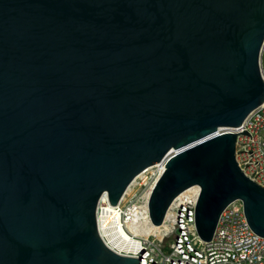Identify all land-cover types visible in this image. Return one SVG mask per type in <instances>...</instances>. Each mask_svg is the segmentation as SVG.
<instances>
[{
    "label": "water",
    "instance_id": "obj_1",
    "mask_svg": "<svg viewBox=\"0 0 264 264\" xmlns=\"http://www.w3.org/2000/svg\"><path fill=\"white\" fill-rule=\"evenodd\" d=\"M263 45L264 0H0V264H138L96 206L163 160L151 224L195 185L202 241L234 200L264 237V187L221 131L264 102Z\"/></svg>",
    "mask_w": 264,
    "mask_h": 264
},
{
    "label": "built area",
    "instance_id": "obj_2",
    "mask_svg": "<svg viewBox=\"0 0 264 264\" xmlns=\"http://www.w3.org/2000/svg\"><path fill=\"white\" fill-rule=\"evenodd\" d=\"M221 131L236 134L234 158L237 166L246 177L264 187V102L253 109L237 128ZM139 186H144L141 180L125 195L124 205L118 202L112 212L117 217L121 214L124 223L136 218V213H132L135 204L140 206L143 203L147 214L149 193L144 197ZM198 191L197 186H191L172 200L166 210L167 217L164 216L162 221L164 227L160 238L153 235L135 237L138 243L133 245L136 246L134 250H112L138 257V264H264V237L250 229L239 200L230 202L220 212L208 241L198 237L194 226ZM106 204V199L102 203L99 200L95 214L100 238L108 245L106 237L113 234L117 226H109L111 221L108 220L105 231H99L98 218L105 215Z\"/></svg>",
    "mask_w": 264,
    "mask_h": 264
},
{
    "label": "bare ground",
    "instance_id": "obj_3",
    "mask_svg": "<svg viewBox=\"0 0 264 264\" xmlns=\"http://www.w3.org/2000/svg\"><path fill=\"white\" fill-rule=\"evenodd\" d=\"M170 154H172V150L168 152L166 157ZM165 162H166L165 160L157 162V163L147 167L146 169H144L140 173H138L134 177V179L131 181V183L128 185V187H126V189H125L122 197L120 198L119 202H121L124 199V196L128 194L131 187L137 182L138 179L141 181L144 179V173L148 169L155 168L156 173L159 174L161 172V170L163 169ZM154 179L152 181H150L146 191H144V194H143L144 197L148 195L149 189H150L152 183L154 182ZM100 200L102 202H105L104 195L101 196ZM142 204L140 206L135 204L134 209H132V213H136V218L134 220L132 219V220L124 223L125 228H123L122 227L123 224L121 225V223H119L118 221L114 222V219L117 217L116 215H110V216L108 215L109 216L108 217L106 214L105 215L103 214L101 217L98 218V229L100 232L105 231L106 226H108L107 225L108 220L111 221V224L109 226H113L114 228H115V226H117V228L114 230V233L111 235H108L106 237L108 247H110L111 249H115L116 251L134 250L136 246L133 247V245H137V243H138V241L135 239V237H143L144 238L148 235H153V237L160 238L162 236V229L164 227V223H161L160 225L151 224L147 218L145 207ZM117 205H118V203L116 205H113V206L106 204L105 209H104L105 213L109 211L108 214H111L113 212V210L115 209V206H117ZM137 214H140V217ZM165 217H167V212L165 214Z\"/></svg>",
    "mask_w": 264,
    "mask_h": 264
},
{
    "label": "rangeland",
    "instance_id": "obj_4",
    "mask_svg": "<svg viewBox=\"0 0 264 264\" xmlns=\"http://www.w3.org/2000/svg\"><path fill=\"white\" fill-rule=\"evenodd\" d=\"M259 67H260V71H261V74H262V77L264 78V45H263V47H262V49H261V51H260V56H259ZM156 169L155 168H151V169H148L145 173H144V181L142 180V182H143V185L144 186H139L140 187V189H139V187H138V189H139V191H140V193H143L144 191H146V189H147V187H148V185H149V183H150V181H152L154 178H156V176L158 175L157 173H156V171H155ZM137 181H139L140 182V180H137ZM129 193V192H128ZM125 197L126 196H124V199L121 201V203H123V205H124V200H125ZM100 202L102 203V201L100 200ZM109 212V211H108ZM108 212H106L105 214L108 216H110V215H114L113 213H111V214H108ZM108 216V217H109ZM116 217V216H115ZM117 218V219H116ZM115 219H114V222H116V221H118L119 223H121V225H122V227L123 228H125V224H124V222H123V220H122V215L121 214H119L118 215V217H116ZM119 218V219H118ZM112 220V219H111ZM123 222V223H122ZM139 237H136V239H138Z\"/></svg>",
    "mask_w": 264,
    "mask_h": 264
}]
</instances>
